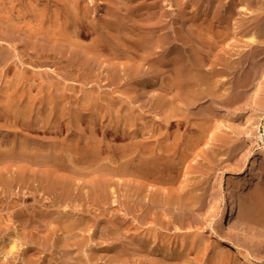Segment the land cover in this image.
<instances>
[{
	"label": "rangeland",
	"instance_id": "1",
	"mask_svg": "<svg viewBox=\"0 0 264 264\" xmlns=\"http://www.w3.org/2000/svg\"><path fill=\"white\" fill-rule=\"evenodd\" d=\"M44 1L46 2L47 0H44ZM101 1L103 3L105 1L106 3L105 6L108 4L110 5L114 4V6L118 8L121 7V10L123 13H125L124 11H127L128 5L130 4L128 3V5H125L124 2H126V0H117V2H115L116 0H113V1L112 0H94L95 4L92 5L93 10H91V14L89 16L90 17L94 16L93 19L91 17L92 21H94L95 19L97 20L98 18L99 21L95 20L96 23L100 21L102 22L104 20L103 18H107L109 15L112 14V12H108L107 9H103V10L101 8L97 9V6L98 4H100ZM144 1L145 0H136L137 4H140L141 2H144ZM149 1H153V2L157 1V9L153 11L155 16L152 18V22L161 24L164 27H166V31L171 38L182 35V34L184 36L186 32H187L186 35H189L191 38H195V31L191 30L189 23H186L184 21V14H185L184 12L189 9L185 7L187 8L185 10L184 8V2L187 0H149ZM207 1L209 0H194V1L190 0L192 4L201 6L198 9L199 14H202V12H200L202 7L204 10L203 14L204 12L209 10L207 11L208 15L212 13L210 14L212 16L211 17L209 16V18L211 19L214 18V22L215 21L217 23L219 22L218 25L217 23H215L216 27L220 26L219 28H221V26L223 27L225 26L226 28L222 27L221 29L228 32V35L227 37H224L221 39V41L218 43L220 45L217 44L218 46L215 47L213 51L212 50L208 51L207 48L205 49L204 47H202V44L200 42L196 43V47L201 45L198 47V48L201 47L200 50L204 52H208L212 59L216 58L220 60L219 68L222 71L221 77H223L225 81L226 80L228 81L229 84H227V86L228 85L230 86V90H232V92H235L237 88L240 89L244 85H246V87L248 88L247 94H246L247 97L245 98V101L238 102L231 108L218 109L219 113L214 116L215 118L214 121L217 123H213L214 125H212V127L209 129L210 133H206V132L203 134L201 132L199 133L198 127H196L195 125L187 124L188 121L184 113V101H182L181 96H179L176 90L177 88L172 87L173 90L171 89L170 85L173 82L171 80H168L170 79L168 77L164 81V79L162 78L163 75L160 73V68L158 66L153 67L149 63L144 62V61L142 62V60L140 61L139 59H138L139 62L137 61V63L141 65L139 68H140V71L142 70L141 73L142 72L143 73L139 75L140 77L136 76L135 79L138 77L136 80L133 77L132 78L129 77L131 79L129 78L125 79L126 77H128L127 75L128 74L130 75L131 73L130 71H127L125 74V71L123 72L121 71L122 76L123 74H125V77L123 76L119 78L122 80L117 79L115 81H111L110 83V82H106L108 80L104 76H102L104 79L99 80V78H96V79L93 78L94 80L91 79L92 81L91 80L88 81L84 77L90 72L89 70L84 71V70H79L78 68L74 69L71 67H70L71 69L68 67L64 68L62 66L67 63V60L64 61L62 64L60 59L56 60L57 62L54 60H51V62H48L49 64L48 63H45L43 65L40 64L38 65L39 67L33 66V65L32 66L27 65L24 68V65L22 66L24 68L23 71H27L29 74L31 73V75L33 73H39V72L40 73L42 72L44 74V80H43L44 82L39 78H38L39 80L37 79V81H35L37 85L35 82H30V84L34 87L32 89V92L29 89L31 85L28 83H24L25 85L19 83L20 86L19 84H16L17 86L14 85L13 87L11 86L12 84L10 83V81H8L10 80V77L8 78L6 77L0 80V94H1L0 95V113H1L0 114V140H1L0 143L4 144L7 141V143L9 144V147H11L13 143L17 142V144H19L18 142L19 141L21 142L20 140L21 138H19V135L21 136V134L23 137L25 136V138H27L30 142H33L37 145L45 146V144L47 145L48 143H52V142H53L52 144L57 143L59 145H64L68 143L67 141L70 138H73L72 136L78 139L77 135L75 137V133L77 134V131L81 133V131H79L78 129L80 130L84 129L85 130L84 135L86 136L89 135L93 137L95 135V137H97V138H91V139L97 140L101 137L98 142L102 140V144H104L105 146L108 145L106 141L109 139L108 141L110 145H116L118 147L121 146V148L127 145L138 143L139 140H142L144 142L145 140H148L150 136L149 134L152 133L151 135H152L153 142L156 141V139L161 138L162 143L165 142V144H167L168 146L177 145L175 147L179 148L177 154L170 153L171 156L168 157V161H172V160L179 161L178 156L181 154H178V153L179 152L181 153L180 150L184 148V150L186 151V152L184 151V153H186L184 155L186 156H184L185 157L184 165L182 168L184 170L181 171L182 170L181 169L178 175V178H179L178 181L181 183H178V181H176L177 182L175 183L176 185L175 184L172 185V183L171 184L169 183L170 184L169 185L168 183L162 182L163 184L160 183V185L162 184L161 185L162 187H161L160 185H158L159 183L158 181L157 183V185L159 186L158 187L155 182L157 180L155 181H153V179L146 180L144 176L141 175L142 176L141 178L145 179L143 180L140 178L139 174L136 175V173H132L133 174L132 175L131 173L127 174L123 171L119 172L120 174L117 172H116L117 174H115L111 172L109 168L108 169L110 171L106 168L105 170H108V171L97 170L98 168H95V169L90 168L91 173H86L84 175L73 174L72 177L75 176L73 179H75L76 181L75 188L77 191L75 190L72 193L73 197L71 198L72 199L71 205L73 207H71L69 210L71 214L78 217V214H83V212L81 211L78 212V210H75L74 207L78 205L80 208H84L85 206V210L90 212L88 215L91 214L92 217L91 215L89 216V219H88L89 224H86V223L76 224V225H79L78 227L79 229H76V230L69 229L72 233L69 230L65 231V229H63V224H61L60 226L59 224L60 221L58 219L56 220L55 224L53 223L54 225L52 224L51 226V218H52L51 216H49L51 217L49 218L50 219L49 220L48 217L39 215L37 217L38 218L37 221L39 222L37 224L38 227L34 223L26 224L23 222V220H17L14 224L12 219L15 215V210L17 207L6 206V204L4 205V202H2L1 200L0 201V204H1L0 205V210H1L0 216L2 217L3 222L5 223L4 226L5 227L7 226L9 227L11 225L18 226L19 233H15L13 229H9V232L10 231L14 232L15 237L20 239L22 243L21 249L15 252L14 257H9V259L8 257H6V259L9 260L8 262L6 260L8 264H166L167 262H168L167 264H172V263L173 264H177V263L178 264H246V263H243L241 259L237 256V254L234 252L233 250L234 245H239L245 251H249L253 253L256 257L260 258L262 263L264 264V0H218V1L215 0L213 4L214 6L212 8L214 12L210 10V7L208 8L209 2L211 1L209 2ZM204 2L206 4H204ZM51 3L52 2H50V4ZM94 6L95 8H93ZM124 6H125V9H124ZM204 6L206 7V9H204L205 8ZM95 9L98 10L100 14L98 12H95L96 11ZM164 12L165 14L163 15ZM216 13L217 14L219 13L218 16H216L217 15ZM133 14L134 13H132V16H131V13H130V18H132V21L135 20V17L138 18L139 16L137 14L136 16L135 15L133 16ZM217 19L218 20L220 19V21H217ZM224 22H227L226 23L227 26ZM188 30H191L190 31L191 35L190 33H188L189 32ZM192 34H194V36ZM75 38H73V42L70 44L72 48L70 45L67 46V49H69L70 56L73 58H77L79 55L85 54V52L83 51L85 49L83 47L87 48V47L92 46L90 37H87V36L80 37L78 38L79 40ZM182 40H183L182 46L184 47V38H182ZM75 43L77 44V46ZM81 44L84 46H81ZM1 45L4 51L8 53L11 52L12 54L15 51V48H13L14 45H12V43H10L9 41L0 39V46ZM80 46L82 48H80ZM102 52H103V55H105L103 57L107 58L108 57L107 51L103 50ZM225 63L227 66L225 65ZM2 64L3 63H1L0 61V67L3 66ZM54 64H57V65H54ZM16 66L19 68L18 65ZM228 66H229V70L227 68ZM224 67H226L227 69ZM69 69L71 73L77 78L67 77L65 79V78H62L61 76L60 78L58 77L59 76L57 75L58 72L60 73L62 71V75H63L65 70H69ZM46 70H48V72L51 71V74H53L55 77V81H57L54 84H51L52 86L49 84V81L47 79L46 75L48 72ZM98 70L99 69H97V71ZM78 71H80L79 74H78ZM81 74L84 77H80ZM159 74H161L162 77ZM173 74L174 73L172 72V75ZM97 80L100 83L97 82ZM40 81H42V86H40L41 85ZM155 83L159 85L157 86ZM165 84H167L168 87ZM165 86L166 88H164ZM41 87L43 90L41 89ZM49 87L51 90H53L52 94H55L57 97L61 96V103H60L61 106L60 107L50 104L51 99H49V97L51 95V90L49 89ZM157 87H158V91H155L157 90ZM24 88H26L25 89L26 92L28 91L27 93L31 92L32 94L34 92L32 95L34 96L37 95L38 101L41 100L40 102H38V106H36L33 110L28 111L27 115H30L31 117H37L40 114V117H44L42 118L43 123L48 121L49 118H50V121L53 120L52 122L56 121L57 119L58 120L61 119L62 124L64 125L65 123L63 127L64 131L63 130L56 131L54 129L53 130L50 129L47 131H42L44 129H40L37 131L33 129L31 130L26 126H22L20 123H18V125H14L15 124L14 118H15L16 111H19L20 109V107H18L20 106V104L18 106L16 104L20 103L21 101L22 105L24 106L26 102L29 100V95L25 94L26 95L25 97V95L23 96L22 94H19L18 97H11V98H9V95L11 94L12 91H17L15 89H18V93H23L25 92ZM64 88L66 91H64ZM7 89L8 91L10 90L9 94L7 92ZM59 90L61 92H59ZM56 91L59 94L54 93ZM68 94L70 95V97L72 96L73 100L72 98L68 97ZM153 95L155 96L153 97ZM20 97H23V98L20 99ZM66 97L67 99H65ZM68 98L70 101L68 102L65 101V100H68ZM158 100H160V102ZM155 101L158 102L159 104L157 103L156 105ZM162 101L165 104L167 102L169 104L167 103L166 106L165 105L162 106V103H163ZM182 102L183 104H181ZM14 103H15V106L17 107L14 106ZM177 103H180L181 106L180 104H177ZM207 104L209 105L208 102L205 103V105ZM158 105L160 106L158 107ZM198 107L199 106H196L191 112L190 117L193 121L194 119L199 117V115L197 114H199V110L201 109V106L199 108ZM13 108H15V110ZM160 108L162 109L164 113L161 111ZM6 109L7 110L10 109L8 110V112L10 113V115H8L9 117L2 114L3 110L5 111ZM91 110H93V112L95 111V113L96 112L100 113L99 114L100 116L98 117V113H96L97 116L95 113H93V115L95 116H92ZM165 111H166V114H168L169 112L170 113L174 112L177 115L173 117V119L175 120L171 118L173 121L167 124L168 126H170V127L167 126V130H165L166 123H164V121L161 120L160 118L161 116H165ZM57 112L59 113L57 114ZM86 114L88 115L86 116ZM90 115L92 117H90ZM76 116H79L78 118L81 120L79 127H78V123L76 122V118H77ZM124 116H126L128 120L127 119L123 120ZM51 117H53L54 119H51ZM73 117H76L74 118L75 120L73 119ZM93 117L95 121L97 122L95 125L97 124L102 125L103 123L102 126L105 125L104 127L107 126L106 124L114 126L117 121V123L119 122V124L115 126L120 128L122 127V125L124 126L126 122L128 124H126L124 127L129 126L127 127L128 130L138 131V136L140 135L139 136L140 138L138 136H136L137 138L134 136L133 139L132 137L130 138L129 136L116 138L115 135H111L112 133L110 134L108 133L106 134L108 135L107 136L108 139H107V138H104V136L106 137V135L102 133L103 128L100 125L99 126L97 125V127L96 126L94 127L95 130L97 131V132L95 131V134H94L91 132V128L89 126V121L91 119L93 120ZM153 117L155 118L157 117L156 119L157 120L159 119L162 122L160 121L161 123L159 122L160 124L157 123L158 124L157 125L156 122H158L159 120L157 121L155 118L153 119ZM182 117L183 118L185 117L186 119L184 118V120H186L187 122L181 119ZM86 118L90 120L88 121ZM129 119H131V121ZM133 119L134 121H132ZM119 120L121 121L123 120V122ZM75 122L77 124H75ZM142 122H143V126H140L142 125ZM172 122L174 125L171 124ZM156 125L159 128V130L156 127ZM162 125H164L163 128H162ZM218 125H219V128H215V127H218ZM98 127L99 128L101 127V129H99ZM124 127L120 129L123 130ZM89 128L90 130H88ZM146 128H150L149 134L147 133ZM151 128L153 130H151ZM140 129H141V132H140ZM143 129L144 131H142ZM29 130L33 132H29ZM100 130H102V132ZM153 131H156V132L153 133ZM165 131L169 134H167ZM143 132L147 133L148 137L145 136V138L143 139L142 138L144 137ZM158 133L159 135L161 134L162 136L161 135L158 136ZM163 134H165L166 137ZM200 134L201 136H199ZM204 134L205 136H202ZM207 134L208 136H210L209 134H211V136L208 137L206 136ZM167 135H170V136L167 137ZM16 136L18 139L16 138ZM78 136H82V133L78 134ZM155 136H157L156 139H155ZM163 136L167 138L168 140L167 139H166L167 141L163 140L165 139ZM111 137L115 139L112 140ZM176 137H179V138L181 137V138L177 139ZM192 137H196V139L194 138L192 140ZM202 137L204 138L203 140H201ZM4 138H7V139L4 140ZM13 138L15 139L13 140ZM209 138L211 140H209ZM160 140L159 142H161ZM183 140H184V144H183ZM195 140L197 142H195ZM11 141H12V144H11ZM132 141L134 143H132ZM192 141H193V144H195V147L194 145H191ZM59 142H62V144H60ZM83 142L86 143V141H83ZM92 142L93 141H89V143H92ZM173 142L175 143V145L173 144ZM126 143H129V144H126ZM117 144H119L120 146ZM179 145L181 146V148L179 147ZM135 155L137 156V157L135 156L136 157L135 162H138L140 158V154L135 153ZM118 159L120 160V158L116 157L117 162H113V163L114 164L117 163L121 165L122 163L121 161L119 162ZM123 161L125 162L126 159L124 160L122 159V162ZM7 162H8L7 167L10 165L9 168L11 167L12 171H9V169H7L6 172L13 174L14 176L16 173L20 172L22 165L24 164V163L22 164L21 160H10V162L9 161ZM102 162H105V164L108 162V165L113 164L111 159L109 161L101 160V163ZM109 162H111L112 164ZM99 164L97 166H99ZM117 164L115 165L118 166ZM12 168H14L15 170ZM47 168H48V165L42 167V165L39 164L36 166V169H38L39 172H44V170H46ZM13 171L14 172L16 171V172L14 173ZM92 171L94 172L96 171V173ZM110 172L112 173L111 176L114 174V178H113V182L111 184L110 190L108 191L107 200L109 204L105 205L104 201H102L101 199L99 200H101V202L103 203H101L99 200L93 201V198H92L93 193L91 192L86 193V191H89L92 187L91 181L94 182L95 180H98L100 178L103 180L106 178L105 179L106 181L109 179L108 177H111L109 175ZM10 174H9L10 178L11 177L14 178V176ZM95 175L97 178L95 177ZM234 179H238L240 180V182H242V183L240 182L235 183L233 185L234 197L237 200L238 205H239L240 213L238 214L237 221H238V226H240V228L235 232H229L225 226H222L219 223H217L218 218L215 217L216 216L215 214H217V212L219 211L220 206L223 205V201H224L223 196H224L225 187L229 183H231ZM110 180H112V178H110ZM128 181L129 183H127ZM146 181H148V183ZM149 181H152L151 183L155 182V184L153 183L152 185L149 183ZM144 183H147V184L143 185ZM183 183H184V191H185L184 198L185 199H184V205H183L184 211L183 210L181 211L184 212L182 213L184 214L182 215L183 216L182 218L184 220L183 219H180L181 221L177 220L179 219V216H180V214L179 215L177 214L178 218H175L176 219L175 221H171L174 219V217H172L173 212L170 211L171 208L169 207V204L163 201L161 203L160 201V203L158 204H161V205L156 207V205H158L156 204L155 206H153V203L151 202L153 195L151 194L152 198H150L149 193H152L153 190L154 191L159 190L160 188H161L159 190L160 192L162 191L164 192V190H167V193H168L170 189L169 193L172 195L174 194L173 196L177 197L179 196L178 193L180 192V189H183L181 187ZM127 184L129 186L131 184V186L129 187ZM139 184L141 185L139 186ZM179 184H180V187H179ZM36 185L38 184L34 183L30 187L29 191H33V193H30L31 198H28V199H23L24 197L23 192H25L26 190L28 191V185H26L25 183L22 184L21 187L19 185L14 186V191H19V195L11 194L10 193L11 187H4V189L0 188V194L1 195L3 194L2 196L5 199L14 198L15 201L19 200V203H22L24 205V208H26V211L29 208L30 210L37 209L38 211L42 209L44 210V214L48 212H54L53 207L54 205L58 207V205L60 204L59 199H62L64 195L62 193L63 191L62 190L55 191L56 195L58 196L57 197L54 192L51 194H47L42 187L38 188ZM177 185H178V188H177ZM150 186L152 187L149 188ZM131 187H132V191H131ZM140 187L144 188V189L142 188L143 190L142 198L138 197V195H133L134 191L139 190ZM146 188L148 191L145 190ZM124 189L127 192L126 191L124 192ZM133 189H136V190H133ZM196 190H197V194H196ZM43 192L45 194L41 195L43 194ZM15 195H18V196H15ZM85 195H89V196L86 197ZM146 195L147 196L149 195V198H147ZM193 195L195 196L198 195L197 197L199 199L197 200V204H196L197 206L195 205L196 202L192 200ZM47 196H49L51 200H48L46 198ZM129 196L130 197L133 196L131 197L133 199L131 200L130 206L127 204L128 201H130ZM135 196L138 199L134 200V198H136ZM54 197L56 199H54ZM75 197H76V200L79 202L75 201ZM38 198L41 199L40 202H36ZM81 198L84 200H82ZM91 198H92V201H89V203H87L88 202L87 200H90ZM113 198L115 202L116 201H119V202L115 204V202L113 201ZM139 198L143 200L144 202H141ZM123 199L124 201H122ZM145 199H146V202H145ZM133 200L135 202H133ZM73 201H74V204H73ZM137 201L140 202V204ZM147 201L150 202L149 205ZM6 202L7 201H5V203ZM44 202L46 203V205H41ZM132 203L134 205L135 203H137L135 206L139 205L138 208L136 207L135 209V206H133ZM141 203L143 204L145 203V205ZM146 203H147V206H146ZM200 203L202 204L200 205ZM167 204L168 206H166ZM142 206H144L145 208L143 207L144 211H142L141 213L140 210H142ZM210 206L213 207V212H209ZM94 207H97V208H94ZM62 208L64 209L63 206L60 208L58 207L56 209L62 210ZM87 208L90 210H88ZM104 209L105 210L107 209L106 211L108 213V218L106 217L107 214ZM128 209H130V211ZM134 209H135V212H134ZM179 210L180 209H178V211ZM137 211L138 212L140 211V212L138 213ZM150 212L153 213L154 215L151 214ZM243 212L246 213L247 216ZM163 213H164V216H163ZM241 214L242 216H240ZM55 215H58V214H55ZM125 215L127 216L125 217ZM152 215L155 216V218H161V219L162 217H166L167 219L166 218L162 219L166 223L162 224L158 222L157 224H155L152 221L154 218L152 217ZM120 216L124 219V221L123 219H121ZM124 217L126 219L128 218L127 223L125 222L126 219ZM148 217H151V218H148ZM95 219H99V220H95ZM146 219H147V222H145ZM244 219H246L247 221L246 224H244ZM47 220H49L50 222L48 221L49 222L48 223ZM119 221L120 223L118 224ZM86 226H87V229H86ZM243 227H246L247 230H244ZM81 228L82 230H80ZM79 231L80 232L83 231V232L79 233ZM3 232L5 233L6 230ZM3 232L0 233V237L2 236L1 238L7 236L6 234L5 236ZM151 232L154 233L155 236H153ZM256 233H259L260 235H262V237L259 235H256ZM149 236L150 238H148ZM141 237L142 238L145 237L146 242H148V244L150 243L148 245L149 248H147L146 250H143L145 249L143 247L141 249V246L137 245L139 239H142ZM1 238H0V241H1ZM220 238H224L225 242L224 241L220 243L217 242ZM80 239L81 241H78ZM24 246H26L27 248ZM134 247L136 251L133 250ZM163 251H164V254L162 253ZM178 251H179V254L183 252L184 255L187 256L186 257L187 261L184 260L185 261L184 262L181 259H177ZM170 252L172 255L170 254ZM174 253L176 257H174ZM167 255L170 258V260L167 257ZM161 257L165 260H162ZM161 260L164 262L162 263Z\"/></svg>",
	"mask_w": 264,
	"mask_h": 264
},
{
	"label": "bare ground",
	"instance_id": "2",
	"mask_svg": "<svg viewBox=\"0 0 264 264\" xmlns=\"http://www.w3.org/2000/svg\"><path fill=\"white\" fill-rule=\"evenodd\" d=\"M209 1H211V2H209ZM209 1H207V2H209L208 8L210 7V10L213 11L212 8L214 6L213 4H214L215 0H209ZM50 2H52L53 4L52 3L50 4ZM115 2H117V0ZM124 3H125V5H128V3H130L128 5L127 11H124L126 14L122 12L121 7L118 8V7L114 6V4H111V5L108 4V5H106L107 6L106 7L105 1H104V3L101 1L100 4H98L97 9L98 8H101L102 10L107 9V11L112 12V14L109 15L107 18H103L104 20L102 22L100 21L101 23L100 22L96 23L95 22L96 19L94 21L91 20V17L93 19L94 16H91V17L89 16L91 14V10H93L92 5L95 4L94 0H47L46 2L44 0H0V39H4L6 41H9L10 43H12V45H14L13 48H15V51L11 54V52L8 53V52L4 51L2 45L0 46V61H1V63H3L2 64L3 66L0 67V80L3 78H6V77L7 78L10 77V80H8V81H10V83L12 84L11 86H13V87H14V85L19 84V83L30 84V82L37 81L38 78L43 81L44 80V74L42 72L41 73L40 72L39 73H33L31 75V73L29 74L27 71H23L25 66H27V65L38 66L40 64L43 65L45 63L51 62V60L56 61V60L60 59L62 64L64 61L67 60V63L65 62L66 64H64L62 66L64 68H66V67L70 68L71 67L74 69L78 68L79 70H84V71L89 70L90 72L87 75H85V77L82 76V74H81V76L79 75L80 77H84L88 81L93 79V78H95V79L99 78V80L104 79L102 77V76H104L108 80L106 82L111 83V81H115L117 79L122 80L119 78H121L123 76L125 77V74L127 71H130L131 74L129 75L127 73L128 77H126L125 79H127L129 77H131V78L133 77L135 79L136 76L141 75L143 73V72L141 73L142 70L140 71V68H139L141 65L137 63V61L139 59L140 61L142 60V62L144 61V62L149 63L153 67L158 66L160 68V73L163 75V77L161 76V74H159V75L164 79V81L168 77V78H170L168 80H171L173 82V83H171V85L170 84L169 85L171 86V89H172V87L177 88L176 90H177L179 96H181L182 101H184V113L186 115L188 122L186 120H184L185 117L184 118L182 117L181 119L186 121L187 124L195 125L196 127H198L199 133L200 132L202 134L205 132L210 133L209 129L212 127V125H214L213 123H217L214 121V119H215L214 116L219 113L218 109H220V108H223V109L224 108L225 109L231 108L236 103L245 101V98L247 97L246 94H247L248 88L246 87V85L242 86L240 84L242 87L240 89L237 88L236 91L234 90L235 92H232V90H230V86L229 85L227 86V84H229L228 81L227 80L225 81L223 79V77H221L222 71L219 68L220 67L219 66L220 60L216 59V58L212 59L208 52H204V51L200 50L201 47L198 48L199 46H201V45H199L201 43L202 47H204L205 49L207 48L208 51H211V50L213 51L215 47L220 45L218 43L221 41V39L224 37H227L228 32L221 29L223 26H221V28H219L220 26L216 27L215 23H217V22L216 21L214 22V18H212V19L209 18V16L210 17L212 16V15H210L212 13H210L208 15L207 11H209V10H207L203 14L204 10L202 7V9L200 11V12H202V14H199L198 9L201 6L194 5L190 2V0H187L184 2V8L185 7L189 8L188 9L189 11L186 10L187 8H185L186 11L184 10L185 11L184 12L185 13L184 14V21L186 23H189L191 30L195 31V38L196 39L191 38L189 35H186L187 32L185 33L184 36L182 34V35L171 38L166 31V27H164L161 24L152 22V18L155 16L153 11L157 9V1L153 2V1L145 0L144 2H141L140 4H137L136 0H126V2H124ZM122 4H123V2H122ZM204 4H206V3L204 2ZM198 5H200V4H198ZM207 5H206V7H207ZM51 7H53V8H51ZM206 7L204 9H206ZM93 8H95V6ZM124 9H125V6H124ZM95 12H98V10H96ZM130 13H131V16H132V13H134L133 16L134 15L136 16V14H137L140 17L139 16H138V18L135 17V20L132 21V18H130ZM164 14H165V12L163 13V15ZM218 14L216 16H218ZM198 16H199V18H198ZM97 20H98V18H97ZM217 21H220V19L219 20L217 19ZM218 23H217V25H218ZM224 23L226 24L227 22H224ZM226 26H227V24H226ZM191 30H188L189 31L188 33H190ZM190 35H191V33H190ZM192 35L194 36V34H192ZM84 36L91 38V45L92 46L87 47V48L83 47L85 49V50H83L85 52L84 55H82L80 53L81 55H79L77 58L71 57L70 53H69V49H67V46H69L73 42V38L76 37L75 39H78V38L84 37ZM180 38H181V40H182V38H184V47L182 46L183 40L181 41ZM198 42H200L198 44L199 46L196 47V43H198ZM76 46H77V44H76ZM81 46H84V45L81 44ZM81 46H80V48H82ZM71 48H72V46H71ZM103 50L107 51V53H108L107 58L103 57V56H105V55H103V52H102ZM212 54H213V52H212ZM226 63H228V62H226ZM226 63H225V65H226ZM16 65H18L19 68ZM23 65H24V68L22 67ZM54 65H57V64H54ZM142 67H141V69H142ZM26 68H28V67H26ZM224 68H226V67H224ZM227 68L229 70V66ZM70 69L65 70L63 75H62V71L60 70L61 72L60 73L58 72V74H57V75H59L58 77L60 78V76H61L62 78H65V79L67 77L68 78H77L76 76H74L71 73ZM95 69H96V71H95ZM97 69H99L98 70L99 72L97 71ZM46 71L48 72V70H46ZM121 71L122 72L125 71V74H123V76H122ZM55 72H57V71H55ZM79 72L80 71H78V74H79ZM172 72L174 73L173 75H172ZM11 74H13V75H11ZM76 74H77V72H76ZM101 74H103V75H101ZM45 75H46V73H45ZM46 76H47V79H48L50 85L57 82V81H55L54 75L51 74V71L48 72ZM11 77H13V78H11ZM131 78H129V79H131ZM85 79H84V81H85ZM240 80H239V82H240ZM42 81H40L41 82L40 86H42ZM97 82H99V81L97 80ZM106 82H105V84H106ZM36 85H37V83H36ZM165 85H167V84H165ZM19 86H20V84H19ZM167 87H168V85H167ZM33 88L34 87L31 85V87L29 88L31 92H32ZM164 88H166V86ZM8 89H7V92L9 94L10 90L8 91ZM25 89L26 88H24V91L26 92ZM41 89H42V87H41ZM49 89H50V87H49ZM55 89H56V87H55ZM13 90H14V88H13ZM15 90H17V91H12L10 94L11 96L9 95V98L18 97L19 94H22L23 96L25 94H27V95H29V100L26 102V104L24 106L22 105L21 101H20V103L16 104L17 106L20 104V106H18V107H20V109H19V111H16L15 118H14L15 119L14 125H18V123H20L22 126H26L31 130L33 129V130H37V131L40 129H44L42 131H47L50 129L51 130L54 129L56 131L57 130H60V131L63 130L64 131L63 127H64L65 123L63 125L61 122V119L60 120L57 119L56 121L52 122L53 120L50 121V118H49L48 121L43 123L42 118H44V117H40V114L37 117H31L30 115H27L28 111L33 110L36 106H38V102H40L41 100L38 101L37 95L36 96L32 95L34 92L32 94H31V92L27 93L28 91L26 93L25 92L18 93V89H15ZM52 91L53 90H51V95L48 93L50 95V97L49 96L48 97H49V99H51L50 104L55 105L57 107H60L61 106V104H60L61 103V96L57 97L55 94H52ZM64 91H66L65 88H64ZM155 91H158V87H157V90H155ZM59 92H61V91L59 90ZM42 93H43V91H42ZM54 93H57V91ZM57 94H59V93H57ZM157 95H158V93H157ZM154 96L155 95H153V97ZM25 97H26V95H25ZM68 97L72 98V96L70 97L69 94H68ZM21 98H23V97H20V99ZM43 98H44V96H43ZM46 98H47V96H46ZM69 98H68V100H65V101H67V102L70 101ZM160 98H162V97H160ZM65 99H67V97ZM162 99H164V98H162ZM17 100H15V101H17ZM72 100H73V98H72ZM158 101L160 102V100H158ZM175 101H177V100H175ZM207 102L209 103V105L208 104L205 105V103H207ZM42 103H43V101H42ZM157 103L158 102H156V105H157ZM166 104L163 102L162 106L163 105L166 106ZM177 104H180V103H177ZM181 104H183V102ZM181 104H180V106H181ZM62 105H64V104H62ZM160 105H158V107ZM14 106H15V103H14ZM17 106H15V107H17ZM196 106H199V107L201 106V109L199 110V114H197V115H199V117L194 119V121H193L190 116H191L192 110ZM6 107H8V106H6ZM13 109L15 110V108H13ZM6 110L5 111L3 110L2 114L9 117L8 115H10V113L8 112V110H10V109H8L7 111ZM161 111H162V109H161ZM91 112H92L91 115L95 116V115H93V113H95V111L93 112V110H91ZM58 113L59 112H57V114ZM96 113H98V112H96ZM99 114L100 113H98V117L100 116ZM87 115L88 114H86V116ZM91 115H90V117H92ZM54 116H55V114H54ZM96 116H97V114H96ZM175 116H177L176 113H174V112L170 113L169 112L168 114H166V111H165V116H161V117L159 116L161 118V120H163L164 123H166L165 130H167V126H168L167 124H169L171 121L175 120V119H173V117H175ZM76 117H73V119L76 118V122L78 123V127H79L81 120L78 118L79 116H76ZM124 117H126V116H124ZM124 117H123V120L124 119L128 120L127 117L126 118H124ZM95 118H97V117H95ZM154 118L155 117H153V119ZM178 118H180V117H178ZM51 119H54V118L51 117ZM123 120L122 121L119 120V121L123 122ZM129 120L131 121V119H129ZM156 120H155V122H156ZM161 120L156 122V124L159 123ZM132 121H134V119ZM76 122H75V124H77ZM176 122H177V120H176ZM96 123L97 122L95 121L94 117H93V120L91 119L89 121V126L91 128V132L94 134L96 131L94 127L95 126L97 127V125H98V124L95 125ZM107 123H108V121H107ZM117 124H119V122L117 123V121H116L115 125H117ZM126 124H128V123L125 122V125ZM171 124H173V122ZM102 125H103V123H102ZM102 125H100V126H102ZM106 125H107L106 127H104L105 125L102 126L103 132H102V130H100L102 133H104V135H106L108 133L109 134L112 133L111 135H115L116 138L129 136L130 138L132 137V139L134 136L135 137L138 136V131H132V130L130 131L127 129V127H129V126L124 127L125 125L124 126L122 125V127H124L122 130V129H120L122 127L119 128L115 125L114 126H111L108 124H106ZM157 125H156V127H157ZM118 126H120V125H118ZM140 126H143V122H142V125H140ZM163 126L164 125H162V128H163ZM65 127H67V126H65ZM168 127H170V126H168ZM90 128L88 130H90ZM215 128H219V125H218V127H215ZM99 129H101V127ZM146 129H147V133L149 134L150 128H146ZM31 130H29V132H33ZM78 130L81 131L82 136H78V134H81V133H79L77 131V134L75 133V137L77 135L78 139H76V138H74V136H72L73 138H70V139L68 138L70 141L66 140L68 143L64 144V145H59L57 143L52 144L53 142L48 143L47 145L45 144V146L44 145L43 146L37 145L33 142H30L27 138H25V136L23 137L22 134H21L22 137L19 135V138H21L20 139L21 142L20 141L18 142L19 144H17V142L12 144V141H11L12 146L9 147V144L7 143V141L6 142L4 141L5 142V143L3 142L4 144L0 143V188L1 189H4V187H11L10 193L13 195L14 194L19 195V191H14V186L19 185L21 187L22 184L25 183L26 185H28V191L26 190L25 192H23L24 193L23 199H28V198H31L30 193H33V191H29L30 187L32 186V184L37 183L38 185H36V186L38 188L42 187L47 194H51L54 192L56 195L55 191H57V190H62L63 191L62 193L64 194V195L62 194L63 197L61 196L62 199H59L60 204L58 205L59 208L63 206L64 209L63 208H62V210L56 209L58 207H56V205H54V207H53L54 212H48L46 214H44V210H42V209L38 211L37 209L30 210L28 208L27 209L28 212H27L26 208H24V205L22 203H19V200L15 201L14 198L5 199L2 196L3 194L2 195L0 194L2 196V197L0 196V201L2 200V202H4V205L6 204V206L17 207L15 210V215L12 219L14 224L17 220H23V222L26 224H33L34 223L38 227L37 224L39 222L37 221V219H38L37 217L39 215L46 216V217H48V219L52 217L51 218V226L53 223L55 224L56 220L58 219L60 221V223H59L60 226H61V224H63V229H65V231L69 230V229L70 230L79 229L78 228L79 225H76V224H84V223L89 224L88 219H89V216L91 214L88 215L90 212L85 210V206H84V208H80L78 205L74 207V209L78 210V212H80V211L83 212V214H78V217L71 214L69 209L71 207H73L71 205V202H72L71 198L73 197V194H72L73 191L76 190V188H75L76 187L75 186L76 181H75V179H73L75 176L72 177V175L73 174L84 175L86 173H91L90 168H92V169L98 168L97 170H101V171H104L105 168L106 169L109 168L111 170V172H113L115 174L122 172V171L127 173V174L136 173V175L137 174L140 175V178L142 176H144V178L146 180H150V179L151 180L153 179V181L157 180V181H155L156 185H157L158 181H159L158 185H160V183H162V182H165L168 184L172 183V185L177 183L176 181H178V179H179L178 178L179 172L183 168V165H184V158H185L184 156H186L184 154H186V153H184L185 150L183 148L182 150H180L181 153L180 152L178 153V154H181L178 156L179 161H174V160L168 161V157L171 156L170 153L171 154H177L178 149H179V148L175 147L177 145H175L174 142H173V144L175 146H168L167 144H165V142L162 143V139L160 137L159 138L161 140L156 139L157 136H155L156 141L153 142L152 135H151L152 133H150L148 140H145L144 142L142 140H139L140 142L138 141V143H135L132 145H127V146L121 148V146L119 144H117V145H119L120 147H118L116 145H110L109 141H108L109 139L107 138L108 135H106V137L104 136V138L108 139V140L106 139L107 140L106 142L108 143V145L105 146L104 144H102V140H100V142H98L101 137L97 140L91 139V138H97V137H95V135H94V137L89 136V135L88 136L84 135L85 134L84 129H81V130L78 129ZM151 130H153V129L151 128ZM158 130H159V128H158ZM207 130H208V132H207ZM142 131H144V129ZM140 132H141V129H140ZM155 132L156 131H153V133H155ZM143 133H144V137H142V135H141V137L144 139L145 136H147L148 134L145 132H143ZM163 133H164V131H163ZM96 134H98V133H96ZM165 134H163V135H165ZM167 134H169V133H167ZM160 135L158 133V136H160ZM209 135L211 136V134H209ZM168 136H170V135H167V137ZM199 136H201V134ZM202 136H205V134ZM206 136H208V134ZM210 136H208V137H210ZM109 137H110V135H109ZM165 137H166V135H165ZM16 138H17V136H16ZM176 138L178 139L179 137H176ZM194 138L196 139V137H192V140ZM5 139H7V138H4V140ZM14 139L15 138H13V140ZM114 139L115 138H112V140H114ZM166 139L167 138H165L163 140H166ZM182 139H183V137H182ZM203 139L204 138L202 137L201 140H203ZM157 140H158V142H157ZM159 140L161 142H159ZM209 140H211V139L209 138ZM83 141H86V143ZM89 141H93V142L89 143ZM195 142H197V141L195 140ZM210 142H212V141H210ZM59 143L62 144V142H59ZM63 143H64V141H63ZM93 143H94V145H93ZM132 143H134V142L132 141ZM126 144H129V143H126ZM177 144H178V142H177ZM183 144H184V140H183ZM180 145H179V147L181 148ZM191 145H194V147H195V144H193V141H192ZM213 148H214V146H213ZM135 153L140 154V158H139L138 162H135V158L137 157L135 155ZM167 153H169V154H167ZM116 157L120 158V160L119 159L118 160H119V162L121 161V163H122L121 165L115 163L118 165V166H116L113 163V162H117ZM172 157H174V156H172ZM109 158L112 160V163L114 165L111 162H109V163H111L112 165H108V162L106 164H105V162L101 163V160L102 161L103 160L109 161L110 160ZM122 159L123 160L126 159V161L125 162L123 161L124 162L123 163ZM10 160H21L22 164L24 163L23 165L20 164V165H22V168H21L20 172L15 174V176L13 174L6 172L7 169H9V171H12L11 167L9 168L10 165L7 167V165H8L7 161L10 162ZM99 162H100V164H99ZM39 164L42 165V167L48 165V168L46 170L42 169V170H44V172H39L38 169H36V166ZM98 164H99V166H97ZM12 165H13V163H12ZM12 169H14V168H12ZM17 169H18V167H17ZM108 170H105V171H108ZM183 170L184 169H182L181 171H183ZM92 172H94V171H92ZM111 172L109 173L110 176L112 174ZM94 173H96V171ZM104 173H106V172H104ZM9 174L13 175L14 178H12V177L10 178ZM87 175H89V174H87ZM101 175H100V177H101ZM95 177H96V175H95ZM102 178H103V176H102ZM108 178L109 179L106 181H105L106 178L104 180L100 178L98 180H95L94 182L91 181L92 187L89 191H86V193H90V192L93 193V197H92L93 201L101 199L102 201H104L105 205L109 204L108 200H107L108 191L110 190L111 184L113 182L114 174ZM110 178H112V180H110ZM144 178H141V179L145 180ZM146 182L148 183V181H146ZM151 182L152 181H149L150 184H152V185H153V183L155 184V182H153V183H151ZM239 182H240V180L234 179L231 183H229L225 187L224 196H223V200H224L223 205L220 206L219 211L217 212V214H215L216 215L215 217L218 218L217 223H219L222 226H225L229 232H235L240 228V226H238V221H237L238 214L240 213L239 212V205H238V202L235 199L234 193H233V185L235 183H239ZM127 183H129V181ZM147 183H144L143 185H146ZM178 183H181V182L178 181ZM240 183H242V182H240ZM168 184H167V186H168ZM140 185L141 184H139V186ZM130 186H131V184H130ZM148 186H149V184H148ZM143 187H140L139 190H136L137 187H136V189H133V190H136V191H134L133 195H138V197L142 198V196H143L142 195L143 194L142 188ZM151 187L152 186H150L149 188H151ZM179 187H180V184H179ZM181 187L183 189H180V192L178 193L179 196H177V197L173 196L174 194L172 195L169 193L170 189H169L168 193H167V190H164V189H162V190H164V192L162 190H161L162 192H160L159 190L161 188L159 190H155V191L153 190L152 193H149L150 198H152L151 194L153 195V198L151 201L153 203V206L160 203V201H161V203L163 201V202H165V203L167 202L169 204V207L171 208V210H170V208H169V210L173 212L172 217H174V219L171 221H175L176 220L175 218H178L179 214H180V216H179V219H177V220L183 219L182 215H184V214H182V213H184V212H182L181 210H183V208H184V206H183L184 205V199H185L184 198V192H185L184 191V183H183V185H181ZM177 188H178V185H177ZM125 189H124V192L127 190V189L126 190ZM145 190H147V188ZM131 191H132V187H131ZM165 191H166V193H165ZM115 193H116V191H115ZM44 194L45 193L43 192V194H41V195H44ZM196 194H197V190H196ZM18 195H15V196H18ZM113 195H114V193H113ZM85 196L88 197L89 195H85ZM197 196L193 195V199H192L196 202V203L194 202L195 205L197 204V200L199 199ZM11 197H13V196H11ZM131 197H133V196H131ZM131 197L129 196L130 201H128V203L125 201L129 206L131 205L130 203H131V200L133 199ZM46 198L48 200H51L49 196H47ZM92 198L90 200L85 199L88 201V202L87 201H85V202L89 203V201H92ZM115 198H117V197H115ZM147 198H149V195L147 196ZM54 199H56V198L54 197ZM135 199H138V198L136 197V198H134V200ZM146 199H145V202H146ZM82 200H84V199H82ZM101 200H99V201L101 202ZM110 200H112V199H110ZM126 200H127V198H126ZM134 200H133V202H135ZM140 200H138V201H140ZM5 201H7V202L5 203ZM40 201H41V199H39V198L36 200V202H40ZM75 201H77L76 197H75ZM113 201H114V198H113ZM122 201H124V199ZM122 201H120V202H122ZM77 202H79V201H77ZM117 202H119V201H116L115 204H117ZM141 202H144V201L141 200ZM147 202L149 205L150 202L149 201H147ZM90 203H92V202H90ZM101 203H103V202H101ZM138 203L140 204V202H138ZM73 204H74V201H73ZM79 204H81V203H79ZM136 204L137 203H135V205ZM141 204H143V203H141ZM168 204L166 206H168ZM201 204L202 203H200V205ZM41 205H46V203L44 202ZM135 205L133 204V206H135ZM143 205H145V203ZM159 205H161V204L156 205V207ZM138 206H135V209H136V207L138 208ZM146 206H147V203H146ZM150 206H151V204H150ZM143 207L144 206H142V210H140L141 213H142V211H144L145 207L144 208ZM199 207H201V206H199ZM94 208H97V207H94ZM109 208H108V210H109ZM148 208H149V206H148ZM135 209H134V212H135ZM178 209H180V210L178 211ZM75 210H74V212H75ZM88 210H90V209H88ZM128 210L130 211V209H128ZM156 211H157V209H156ZM151 212H152V210H151ZM209 212H213L212 206H210ZM144 213H143V215H144ZM55 214H58V215H55ZM106 214H107L106 217L108 218L107 211H106ZM151 214H153V213H151ZM210 214H212V213H210ZM242 214L240 216H242ZM244 214L246 215V213H244ZM104 215H105V213H104ZM127 215H125V217ZM148 215H150V214H148ZM153 215H152V217H154V218L152 221L155 224H157L158 222H160L162 224L166 223L164 220H162L163 218H166V217H162V219H161V218H155V216H153ZM49 216H51V217H49ZM103 216H101V217H103ZM163 216H164V213H163ZM91 217H92V215H91ZM105 218H104V220H105ZM128 218H129V216H128ZM148 218H151V217H148ZM121 219H123V218L121 217ZM127 219L125 220L126 223L128 222ZM147 219H146V221L145 220L144 221L147 222ZM170 219H172V218H170ZM247 219H248V217H247ZM49 220H47V222ZM95 220H99V219H95ZM100 220H102V219H100ZM115 220H117V219H115ZM123 221H124V219H123ZM119 223H120V221L118 222V224ZM246 223H247V221H246V219H244V224H246ZM109 224H111V223H109ZM150 224H152V223H150ZM4 225H5V223L3 222V219L0 216V233H2L3 231L6 230V232L5 233L3 232V233H4V235L5 234L7 235V236L5 235L6 237H3V238H1L2 236L0 237L1 238V241H0V264H8L7 262L9 260H7L6 257H8V259H9V257H14L15 252L17 250L21 249V246H22L20 239L15 237L14 232H11V231L9 232V229H13L15 231V233H19V227L16 225H11L9 227L7 226L8 227L7 228ZM49 227H50V225H49ZM57 227H58V225H57ZM86 229H87V226H86ZM243 229L247 230L246 227H243ZM80 230H82V228ZM56 232H58V231H56ZM82 232L79 231V233H82ZM68 234H69V232H68ZM73 234H74V232H73ZM151 234H153V236H155L154 233L151 232ZM147 235H146V237H147ZM256 235H259L262 237V235H260L259 233H256ZM148 238H150V236ZM78 241H81V239ZM223 241H224V238H220L217 242L220 243ZM135 244H137V243H135ZM149 244H148V242H146V238L144 237L142 239H139L137 245L141 246V249L143 247V248H145L143 250H146L147 248H149L148 247ZM137 245H136V247H137ZM24 247H26V246H24ZM133 250L136 251L135 247L133 248ZM233 250L237 254V256L241 259V261L243 263H246V264H263L260 258L256 257L253 253H251L249 251H245L239 245H234ZM25 251H26V249H25ZM67 251H68V249H67ZM183 252H181L179 254V251H178L177 259L187 261V258H186L187 256H185ZM162 253L164 254V251ZM175 253H174V257H176ZM170 254H171V252H170ZM165 255H166V253H165ZM167 257H168V255H167ZM78 259H80V258H78ZM6 260H7V262H6ZM162 260H165V259L162 258ZM169 260H170V258H169ZM161 261H160V263H161ZM163 262L164 261H162V263Z\"/></svg>",
	"mask_w": 264,
	"mask_h": 264
}]
</instances>
